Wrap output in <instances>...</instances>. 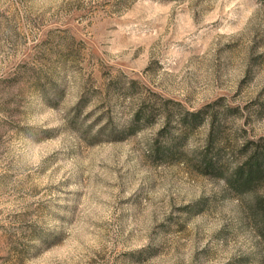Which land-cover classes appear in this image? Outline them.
<instances>
[{"label": "rangeland", "instance_id": "1", "mask_svg": "<svg viewBox=\"0 0 264 264\" xmlns=\"http://www.w3.org/2000/svg\"><path fill=\"white\" fill-rule=\"evenodd\" d=\"M258 156L261 0H0V264H264Z\"/></svg>", "mask_w": 264, "mask_h": 264}, {"label": "trees", "instance_id": "2", "mask_svg": "<svg viewBox=\"0 0 264 264\" xmlns=\"http://www.w3.org/2000/svg\"><path fill=\"white\" fill-rule=\"evenodd\" d=\"M264 3V0H261ZM201 115L200 111L193 112L189 111L184 116H182L181 121L186 127H195L198 123L202 121L203 118H199ZM151 116L150 113L144 116L143 121H148ZM140 119V118H138ZM145 123V122H144ZM134 124L128 126L129 130H134ZM218 140L217 137H211L210 142L214 144V141ZM182 138L180 140L169 139V153H175L179 144H182ZM201 162L205 166L206 171L214 173L215 175H223V162L220 154L207 152L201 157ZM264 175V167L262 166V160L258 157H252L246 162V169L237 172V179L241 181L242 186L250 185L251 183L261 179Z\"/></svg>", "mask_w": 264, "mask_h": 264}]
</instances>
